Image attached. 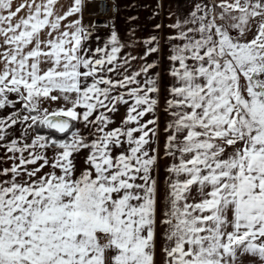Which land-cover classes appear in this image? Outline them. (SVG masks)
I'll list each match as a JSON object with an SVG mask.
<instances>
[{"label":"snow or ice","instance_id":"6c2138e0","mask_svg":"<svg viewBox=\"0 0 264 264\" xmlns=\"http://www.w3.org/2000/svg\"><path fill=\"white\" fill-rule=\"evenodd\" d=\"M119 7L0 0V264H264V0Z\"/></svg>","mask_w":264,"mask_h":264},{"label":"crops","instance_id":"0c3cea01","mask_svg":"<svg viewBox=\"0 0 264 264\" xmlns=\"http://www.w3.org/2000/svg\"><path fill=\"white\" fill-rule=\"evenodd\" d=\"M120 6V11L118 15L117 26L120 29L122 34H125L127 29L131 27L132 24L138 26V36H147L151 34L155 29L153 25L157 23H168L165 15H161L156 18H152V12L157 4L158 0H117ZM164 6L167 9L169 6L172 8L173 11L180 10L186 11L189 5V0H163ZM89 13L86 12V16ZM129 16H137L138 18L131 23L127 20ZM172 31V29H164L161 34H165L167 32ZM138 51H143L142 48H138ZM167 64L166 60H162V67L161 72L163 75V67ZM124 110H120L119 115H123ZM162 115V122L161 127H163V114ZM163 177V172L161 173V178ZM253 257L244 256L243 260L239 262V264H252Z\"/></svg>","mask_w":264,"mask_h":264},{"label":"built area","instance_id":"2783aa9c","mask_svg":"<svg viewBox=\"0 0 264 264\" xmlns=\"http://www.w3.org/2000/svg\"><path fill=\"white\" fill-rule=\"evenodd\" d=\"M95 2L97 3H101V4H106V5H110L112 3H116L119 5V3L117 2V0H95ZM119 11H120V7H119ZM118 11V13H119ZM117 13V14H118ZM112 14V9L110 6L106 7L104 12H103V15H111ZM88 15H91V13H89Z\"/></svg>","mask_w":264,"mask_h":264}]
</instances>
